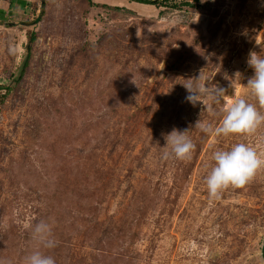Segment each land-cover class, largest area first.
<instances>
[{"label":"rangeland","instance_id":"374dc122","mask_svg":"<svg viewBox=\"0 0 264 264\" xmlns=\"http://www.w3.org/2000/svg\"><path fill=\"white\" fill-rule=\"evenodd\" d=\"M22 1L0 0V259L23 264L44 220L56 264H264V168L219 199L204 182L217 150L264 158V126L195 127L257 103L244 85L264 0ZM199 76L221 103L187 102ZM173 128L189 130L190 159L164 158Z\"/></svg>","mask_w":264,"mask_h":264},{"label":"clouds","instance_id":"9594fccd","mask_svg":"<svg viewBox=\"0 0 264 264\" xmlns=\"http://www.w3.org/2000/svg\"><path fill=\"white\" fill-rule=\"evenodd\" d=\"M247 65L252 69L253 75L247 79L246 85L249 94L255 99L256 104L248 102L245 98H239L227 104L223 110V116L219 124L213 128L210 124H204L199 120L195 127L205 133H211L217 137L246 136L264 126V114L257 108V104L264 108V54L250 51ZM236 76H240L237 72ZM183 85L188 95L187 102L196 105L198 102L204 105L205 101L212 104L222 102L226 94L225 89L209 82H201L200 76L188 79ZM189 130L173 128L164 135L166 141L164 149L165 159L184 161L190 159L195 148L190 139ZM213 164L205 177V184L210 198L219 199L222 192L229 187L242 188L248 184L256 173L264 168V158L257 150L246 143H236L228 150H217L212 156ZM31 239L35 242L34 250L23 259V264H56L53 256L45 254L44 250H51L57 246L54 237L53 225L48 221H40L32 226ZM0 264H6L0 259Z\"/></svg>","mask_w":264,"mask_h":264},{"label":"trees","instance_id":"16d2710c","mask_svg":"<svg viewBox=\"0 0 264 264\" xmlns=\"http://www.w3.org/2000/svg\"><path fill=\"white\" fill-rule=\"evenodd\" d=\"M46 1L47 0H42V8L45 7ZM133 1H136L138 3L147 4V5H153L156 7H160V6H164L163 4H167V2H169L171 0H166L167 2L162 3V4H159L160 0H133ZM19 2L22 3L23 1L19 0ZM89 2H92V0H89ZM186 6H188L189 8H194L193 5H191V3H189V0H187ZM34 40H35V34L33 33L30 37V43L34 42ZM30 54H31V47L29 46L28 47V55H30Z\"/></svg>","mask_w":264,"mask_h":264},{"label":"water","instance_id":"95a60500","mask_svg":"<svg viewBox=\"0 0 264 264\" xmlns=\"http://www.w3.org/2000/svg\"><path fill=\"white\" fill-rule=\"evenodd\" d=\"M261 255H262V259L264 261V245L262 246V249H261Z\"/></svg>","mask_w":264,"mask_h":264},{"label":"crops","instance_id":"0c3cea01","mask_svg":"<svg viewBox=\"0 0 264 264\" xmlns=\"http://www.w3.org/2000/svg\"><path fill=\"white\" fill-rule=\"evenodd\" d=\"M22 1V0H21ZM22 3H25V1H23ZM24 5V4H23Z\"/></svg>","mask_w":264,"mask_h":264}]
</instances>
